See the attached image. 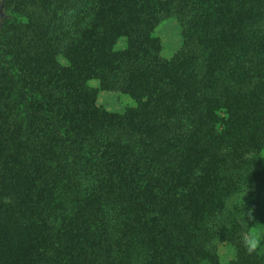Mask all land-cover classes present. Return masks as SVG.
<instances>
[{
    "label": "trees",
    "instance_id": "1",
    "mask_svg": "<svg viewBox=\"0 0 264 264\" xmlns=\"http://www.w3.org/2000/svg\"><path fill=\"white\" fill-rule=\"evenodd\" d=\"M238 1L0 0V264H220L223 210L232 242L239 209L264 219V24L217 26L264 0Z\"/></svg>",
    "mask_w": 264,
    "mask_h": 264
},
{
    "label": "rangeland",
    "instance_id": "2",
    "mask_svg": "<svg viewBox=\"0 0 264 264\" xmlns=\"http://www.w3.org/2000/svg\"><path fill=\"white\" fill-rule=\"evenodd\" d=\"M249 0H239L238 6H240L239 15L242 12H246L247 3ZM232 9L230 8V4H228L225 8V12L222 13V16L218 20L217 26L218 31L223 32L226 34L230 30L236 29V25L240 22L247 23L246 29L247 31L251 29H260L264 24V5L261 8V12L259 16H257L254 20V16L250 17L249 14L241 15L239 17H232L231 16ZM261 16V17H260ZM260 17V18H259ZM249 18L251 21L247 22ZM239 25V24H238ZM237 25V26H238ZM252 31V30H251ZM154 34L159 37L162 44V53L165 57H171L174 53L179 51L183 44L185 43V37L183 34V27L180 20L176 16H168L161 20V22L155 28ZM213 36V30L210 29L204 35V38ZM125 37L121 39L123 42ZM121 42V43H122ZM91 86L99 87V81L97 79H92L89 81ZM99 103L105 105L107 108L112 110L123 111L127 107L135 105V101L129 95L125 93H121L118 91H107V90H100ZM259 194L255 192L252 197L255 201V204L258 202ZM235 195L231 197L228 201V205L226 207L225 213H227L228 208L235 205ZM248 201V200H247ZM248 209H239L237 212L239 222L238 228L234 232V237L239 238L237 241H230L222 236L227 234L226 230H231L233 217L235 215L232 214H224V210L221 215H219L215 222L211 224V231L214 232V239L210 244L211 250H213L218 259L220 264H240V259L244 256L246 250L243 247L241 241L243 237L248 236L249 234L255 236L257 239L261 241L258 249L259 252L264 257V219L261 221L249 220L248 218ZM264 216V215H263ZM224 224L228 226L226 230L221 229L220 225Z\"/></svg>",
    "mask_w": 264,
    "mask_h": 264
},
{
    "label": "clouds",
    "instance_id": "3",
    "mask_svg": "<svg viewBox=\"0 0 264 264\" xmlns=\"http://www.w3.org/2000/svg\"><path fill=\"white\" fill-rule=\"evenodd\" d=\"M254 211H255L254 207L249 208V211H248L249 220L254 219ZM241 243H242L243 247L245 248L246 252L249 255H252V254L257 252V249H258L261 241L259 239H257L255 236L249 234L248 236L243 237Z\"/></svg>",
    "mask_w": 264,
    "mask_h": 264
}]
</instances>
